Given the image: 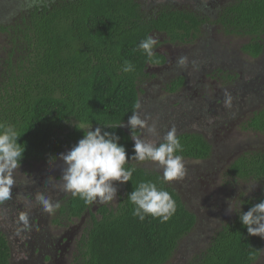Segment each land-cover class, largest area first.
Returning a JSON list of instances; mask_svg holds the SVG:
<instances>
[{
    "label": "trees",
    "instance_id": "trees-1",
    "mask_svg": "<svg viewBox=\"0 0 264 264\" xmlns=\"http://www.w3.org/2000/svg\"><path fill=\"white\" fill-rule=\"evenodd\" d=\"M150 1L0 0V35L8 46V57L0 65V122L11 123L20 133L18 143L25 146L21 164L49 163L70 150L84 135L75 124L119 136L129 167L137 162L131 160L134 141L128 119L134 104L140 103L141 85L155 67L168 62L159 43L149 60L140 42L155 35L173 45L191 44L209 23L203 15ZM218 25L227 35L250 38L245 54L253 59L264 56V0L230 1L219 13ZM125 61L133 64L134 72L121 70ZM185 86L186 78L179 77L169 90L177 94ZM247 127L264 134V110ZM177 136L183 159L209 160L213 147L202 135ZM135 169L116 207L86 204L78 196L62 207L71 220L90 215L79 264H168L195 229L198 218L178 188L158 172ZM227 174L235 181L264 184V154L240 157ZM149 181L175 200V212L167 222L151 216L140 221L132 214L129 194L134 185ZM241 199L247 212L264 200V193ZM263 250L264 238L250 236L238 217L218 231L191 264H255ZM10 259L9 242L0 232V264H10Z\"/></svg>",
    "mask_w": 264,
    "mask_h": 264
},
{
    "label": "rangeland",
    "instance_id": "rangeland-1",
    "mask_svg": "<svg viewBox=\"0 0 264 264\" xmlns=\"http://www.w3.org/2000/svg\"><path fill=\"white\" fill-rule=\"evenodd\" d=\"M145 1L151 3L150 0ZM230 1L232 0H157L161 6L168 5L178 9L196 11L209 19V23L203 28L198 40L180 46L176 50L177 54L173 55L175 47L174 50L170 48L171 50L167 51L169 47L165 46L164 51L171 57L170 69L152 72L155 77L149 78L141 85L144 93L145 88L147 90L146 94L142 93L140 97L142 110L139 113L142 119L147 120L153 117V122L160 127L159 133L162 128L160 117H171L177 124L179 119H182L180 124L187 123L188 131L185 129L187 133L191 131V133L205 135L212 140L214 148L209 160L183 159L185 176L172 182L186 200L189 209L199 217L201 222L191 236L183 239L168 264H191L192 260L208 247V240L214 237L220 229V220L229 215L227 201L240 197L241 192L247 191V187L255 185L248 196H253L264 189L254 181H235L227 174V162L231 161V157L248 151L264 150V135L253 132L247 127V123L254 115L264 110V83L263 80L262 82L258 80L262 79L258 76L264 78V56L253 59L245 54L244 47L250 42V38L227 35L218 25L219 13ZM202 7L205 9H200ZM4 41L5 38L0 35V65L8 57V50L6 51L8 46ZM180 57H186L187 64L178 68L177 60ZM175 69L180 71V77H185L187 82L177 94L169 90L170 83L177 79L175 75L178 74L173 72ZM254 79L258 82L251 87ZM216 100L219 102L223 100L221 106L223 109L226 108L224 111L220 108H213L214 105L217 106ZM251 101L253 105L248 107ZM181 103H185V107ZM151 105L154 106L152 110L149 107ZM164 108H167L165 112H163ZM218 114L230 117L221 123L219 131L216 129L220 117ZM147 121L151 122L149 119ZM213 131L219 135L213 137ZM140 133L143 134L141 137L145 140L161 141L164 135V133H160L158 137L146 135L143 130ZM179 133H182V130ZM133 166L162 174L160 166L151 161L136 162ZM63 167L64 163L59 159L56 164L53 162L52 166L45 162L21 164L20 169L14 173L12 198L0 203V225L5 227L7 232L12 231L19 217L27 213L24 202L28 198L23 199V197L24 194L29 193L30 189L37 188L38 193L44 195L51 188L55 189L56 184L58 185L57 190L64 193L61 190V184L57 183L58 178L51 179L54 175L62 176ZM114 186L117 188V198L103 204H111L113 207L118 205L120 193L125 184L114 182ZM208 204L211 205L209 206L210 211L204 206ZM234 214L232 213L231 218ZM55 218L57 214L49 220L51 233L55 235L68 231L67 222L62 228L54 227L52 222ZM77 225L79 223L75 226ZM88 225L85 229L82 226L75 237L83 238ZM18 244L14 245L16 252L19 249ZM77 249L75 247L73 250L70 262ZM258 264H264V260Z\"/></svg>",
    "mask_w": 264,
    "mask_h": 264
},
{
    "label": "clouds",
    "instance_id": "clouds-1",
    "mask_svg": "<svg viewBox=\"0 0 264 264\" xmlns=\"http://www.w3.org/2000/svg\"><path fill=\"white\" fill-rule=\"evenodd\" d=\"M158 43L155 35H148L140 44L139 49L151 60L154 48ZM177 64L181 67L187 64L186 57H180ZM124 73L135 71L130 61H125L121 67ZM230 102V98H229ZM141 104H134L133 112L128 119L134 141L132 161H151L162 169V179L165 182H173L185 176V165L181 153L183 146L177 136V129L170 128L163 135L161 141L145 140L136 135L137 129H144L151 136H159L157 124L149 125L146 119H142L139 113ZM75 126L84 133L69 151L58 158L49 160V165L62 160L61 190L78 196L86 204L99 202L101 204L111 202L117 198V188L114 182L126 184L131 181L135 167H129L126 148L119 143V136L101 127L93 126L84 130L82 125ZM122 126V124L120 125ZM104 127H111L104 125ZM252 131V130H251ZM254 132V131H253ZM21 135L11 123L0 122V203L12 198V190L15 183L14 173L20 169L24 156L25 146L18 143ZM247 187V191L241 192L240 197L227 201L229 213H236L250 236L264 238V200L254 204L247 212L243 211L244 199L254 189ZM36 201L45 213H53L60 208V203H53L42 193L36 195ZM128 200L134 205L132 214L140 221L146 216L159 218L161 223L167 222L176 209L172 195L163 188H158L153 182H140L134 185V191L129 194Z\"/></svg>",
    "mask_w": 264,
    "mask_h": 264
},
{
    "label": "flooded vegetation",
    "instance_id": "flooded-vegetation-1",
    "mask_svg": "<svg viewBox=\"0 0 264 264\" xmlns=\"http://www.w3.org/2000/svg\"><path fill=\"white\" fill-rule=\"evenodd\" d=\"M158 7L162 8L160 5ZM200 9H205V8L202 7ZM192 12L198 14L196 11H192ZM158 39H160V41L158 42L160 44V47L158 50L167 56L168 62L163 66L155 67V69L152 70L153 72L154 71L159 72V70H164V69L169 70L171 65H172V62L170 63L171 57L169 56V54L167 52L164 51L166 48L165 46L169 47V49H167V51L168 50L170 51L171 50L170 48H172V50H174L173 49L174 47L176 48L173 55H175V53L177 54L176 50L180 46H184L183 44H176V45L170 44V43L166 42V40L162 39V37H160ZM170 53H172V52H170ZM169 63H170V65H169ZM177 66H178V68H180L179 65H177ZM173 72L178 74V75L172 74V75H175V77H177V79H178L180 77V74H179L180 71H178V69H175V71L173 70ZM154 77L155 76L152 74L151 78H154ZM258 78H262V79H258V80H260L261 82L263 80V83H264L263 77L258 76ZM177 79L174 81H177ZM240 79H241V77H240ZM257 82L258 81H256L254 79V81L251 82V87ZM145 91L147 92L146 88H145ZM225 91H227V90L225 89ZM146 92L144 93V91H143L144 94H146ZM235 95L238 96V93L235 92ZM239 97H243V96L239 95ZM233 98H235V96H233ZM236 100H237V98H236ZM222 101L219 102V100H218L217 106L214 105L213 108L214 109L220 108V110L224 111L226 108L223 109V106H221ZM140 104H142L141 100H140ZM181 104L184 105V107H185V103H181ZM252 105H253V102L251 101L248 104V107H250ZM149 107L152 110L154 106L151 105ZM193 107H195V106L193 105ZM167 108H169V107H167ZM167 108H164L163 112H165V110ZM141 110H142V107L139 109V112ZM156 110H158V109H156ZM218 115L220 117H219V124L216 125V129L219 131V128L221 127V123L225 120V115H223V114H218ZM148 119L151 120V122H148L149 125H151L153 123V117H149V118H147V120ZM182 121H183L182 119H179V121H178L179 123L177 124V123L173 122L171 117L170 118L167 116L160 117V123L162 126L160 133L165 134L166 131L172 127H175L177 129V135L180 134L179 133L180 130H182V133H186L188 131V129L186 128L187 123L184 122L183 124H180ZM177 125H179V126H177ZM159 128L160 127L158 126V130H159ZM185 129H187V131ZM137 130L140 132H141V130H143L146 135H149L147 133V131L144 129H137ZM189 132H190V134H195V133H191V131H189ZM141 135H143V134H141ZM212 135H213V137H215V136H218L219 134L216 131H213ZM262 135H264V134H262ZM202 136L213 147L212 140L209 139L208 137H206L205 135H202ZM213 151H214V148L212 149V153H213ZM253 153H263L264 154V150H255L254 152L248 151L244 154H240V155H237L235 157H231V161L227 162L228 163L227 168L229 169L240 157H242L246 154L252 155ZM60 177L61 176H59V175H54V176H51V179L52 178L53 179L58 178L57 183L61 184V180L59 179ZM57 186L58 185L55 184V189L51 188L50 190H48L44 194V196L48 197L53 203H56V202L60 203V208L56 209L53 213L49 214V213H45L43 211L42 206L40 204H38L36 199H35L36 195L38 194L37 188L36 189H30L29 193L24 194V197H23V199L28 198V200H26V202H24V207H26L27 213L21 215L19 217V220L16 221L15 226H14L16 229L14 228L12 231L7 232L5 227H2V225H0V232H2L6 236L8 242H9L10 248H11L10 264H79L78 258H81V247L83 246V244H82L83 238L81 237L79 239V237H75V234L78 233L79 230L82 229V226H84L85 224L86 225L83 227V229H85L87 227V219L90 220V215L83 217V219H81V220H79V219H72L71 220L64 213H62V207L65 206L67 199L73 197V195L71 193H67V192L60 193V191L57 190ZM260 186L264 187V184H262ZM258 193H260V194L264 193V189L260 192L255 193L253 196H255ZM253 196H248V197H253ZM18 200L21 201L20 199H18ZM204 206H205V208H207L210 211L209 206H211V205L208 204V205H204ZM55 213L57 214V218L54 219V221L52 222V225L56 228L57 227L62 228L64 226V224L67 222L69 224L68 225V227H69L68 231H66V232L64 231L63 233L61 232V233L55 234V235H53L51 233L49 220L51 217H53V215H56ZM231 216H232V213H229L228 216H224L220 220V224H219L220 229L218 231H221L224 227H226L228 224L232 223L233 221H235L239 217L236 213L234 214L233 218H231ZM23 218H25L24 221L22 220ZM197 218H198V223H197L195 228H198V226H200L199 223L201 222L199 220L198 216H197ZM5 221H7V220H5ZM1 223L3 224V222H1ZM78 223H79V225L75 226ZM192 233L189 236H191ZM212 239H213V237L208 240V245L212 242ZM17 243H19L18 244L19 249L16 252L14 245H17ZM75 247H77L78 249H77L76 253L73 254L74 258H72V262H70L71 261L70 259H71V256H72V253H73V250L75 249ZM262 260H264V250L261 254L260 259L255 264L260 263V261H262Z\"/></svg>",
    "mask_w": 264,
    "mask_h": 264
}]
</instances>
